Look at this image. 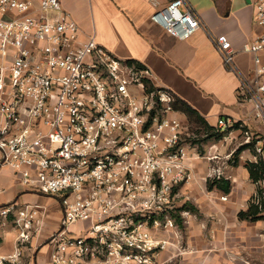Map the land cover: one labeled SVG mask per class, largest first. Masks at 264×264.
<instances>
[{"label":"built area","instance_id":"obj_1","mask_svg":"<svg viewBox=\"0 0 264 264\" xmlns=\"http://www.w3.org/2000/svg\"><path fill=\"white\" fill-rule=\"evenodd\" d=\"M252 6L263 33L242 47L255 69L239 94L264 121V0ZM150 21L181 41L206 29L187 0H169ZM81 36L59 0H0L2 162L24 188L61 207L47 241L51 264H157L168 244L145 228L143 211L149 200L161 206L174 200L175 190L193 179L189 161L200 159L199 151L182 144L173 93L155 88L148 69L117 59L93 35ZM212 42L233 70L228 37ZM216 129L231 134L243 125L220 119ZM255 151L264 159L262 146ZM212 174L220 178L218 170ZM12 211L0 208V218ZM36 217L35 207L18 211L14 250L0 264H21ZM173 223L168 218L166 226Z\"/></svg>","mask_w":264,"mask_h":264},{"label":"crops","instance_id":"obj_2","mask_svg":"<svg viewBox=\"0 0 264 264\" xmlns=\"http://www.w3.org/2000/svg\"><path fill=\"white\" fill-rule=\"evenodd\" d=\"M59 1L79 25L81 40L93 35L117 59L140 63L150 71L155 88L169 90L209 126L216 129L220 119L243 125L245 136L235 130L227 138L232 141L233 135L241 137L237 162L227 160L234 151L229 153V142L222 141L213 146L208 144L205 156L216 157L213 164L200 159L189 161L195 181L190 180L176 189V197L183 196L184 200H175V203L177 210L190 206L192 211H181L187 223L183 230L160 233V238L171 242L159 255L160 263L169 264L174 260L178 248L176 237L180 235L187 252L181 264H264V212L255 221L238 219L239 212L248 210L258 190H264L263 182L253 183L245 168L247 163H255L259 158L254 147L264 148V121L256 117L253 104L239 94L241 80H252L255 69L253 56L244 53L242 47L263 33L253 22V0H187L206 29L184 41L171 37L150 21L154 11L166 6L169 0H154L156 7L151 0ZM218 35L227 36L231 42L233 70L223 65L213 46L212 37ZM174 117L185 118L176 111ZM248 134L260 135L254 146L248 144ZM214 170L230 182V193L206 190V181ZM201 187L205 192L203 198L198 192ZM41 196L20 184L12 168L3 164L0 154V208H13L6 219L0 218L11 227L7 237L0 234L6 237L0 243L1 253L9 255L14 250L19 233L15 226L18 211L25 206L35 207L37 211L31 240L22 250L21 264H51L50 247L46 254L47 241L57 231L62 211L55 199L44 202ZM213 196L226 200H208Z\"/></svg>","mask_w":264,"mask_h":264},{"label":"rangeland","instance_id":"obj_3","mask_svg":"<svg viewBox=\"0 0 264 264\" xmlns=\"http://www.w3.org/2000/svg\"><path fill=\"white\" fill-rule=\"evenodd\" d=\"M180 122L183 125V131H182V144L184 145H192L195 146L196 148H198L199 151V155H200V160H203L205 162H207L208 164H213V162L217 161V160H213V161H207L208 158L207 156H205L206 151L209 149L208 144L211 143V145L213 146L214 144L219 143L220 141L225 142L224 144H227L229 142L230 146H229V153L231 151H234L232 154H230L227 158L228 161L232 162V161H236L237 162V158H236V153L238 148H240V144H241V137L239 135H233L231 137L232 141H227V138L231 135L230 133H221L220 131L216 130V133L221 134L220 140H205V135L203 130L201 129V131H198V125L196 124H192V122H188L186 118L183 119H179ZM242 131V135L245 136V131L244 129L241 130ZM260 135H256L254 134L253 136H250L248 134V144H250L251 146L257 142V140L259 139ZM261 139V138H260ZM223 144V143H220ZM255 145V144H254ZM253 145V146H254ZM258 145H256L254 147V150L256 149ZM216 150V147H214L213 151ZM256 152V151H255ZM206 159V160H204ZM216 177H211L208 180H212ZM222 178V177H220ZM219 179V178H218ZM207 180V181H208ZM192 183L195 181L194 179H191ZM190 181V182H191ZM206 181V183H207ZM207 190V189H206ZM176 192V190H175ZM201 194V198H203V195L205 194L204 192V188H200L198 191ZM205 197V196H204ZM41 200H43L44 202H46L47 200L51 202V200L53 201L54 198L46 196V195H42L41 196ZM205 200L206 197L204 198ZM175 200H184V197H174V200H170L169 204L166 206H161L158 204L157 200H149V205L147 210L143 211V215H145V217H143V225L145 226L146 229H148L150 231V234L156 238L157 240H162V241H166L167 242V246L166 248L163 250L165 251L168 247L171 246V242L168 240H165L163 238H160V233L161 232H165V231H171V230H183L184 226L187 224L185 219L182 217V212H178L177 211V207H176V203ZM201 200V199H200ZM208 200H221V198H215V196H213L211 199ZM59 204V203H58ZM60 206V205H59ZM158 207H161V209L159 210ZM185 211L191 210L190 206H185ZM59 213V212H58ZM177 216H179L180 218V223L178 222ZM168 218H171L173 220V228H169L166 226L167 220ZM6 222V221H5ZM5 222H2L0 220V234H3V236L6 235V237L8 236V234L11 232V227L10 225L7 224H3ZM167 227V228H166ZM5 234V235H4ZM2 236V235H1ZM5 237V238H6ZM4 237H0V243H3V241L5 240ZM177 242H178V248L176 249V257H174V260H170L169 264H181L180 261L183 260V257L187 254V252L185 251V249L183 248V245L180 242V235H178V237H176ZM160 251L157 253L156 256V262L157 264H161L160 263V258L159 255L163 252ZM50 250H49V246H47L46 248V254H49ZM4 255L3 253H1L0 251V256ZM173 262V263H172ZM7 264V263H6Z\"/></svg>","mask_w":264,"mask_h":264},{"label":"trees","instance_id":"obj_4","mask_svg":"<svg viewBox=\"0 0 264 264\" xmlns=\"http://www.w3.org/2000/svg\"><path fill=\"white\" fill-rule=\"evenodd\" d=\"M137 63L140 67H143L140 63L135 61H129V63ZM173 109L176 112L181 113L188 122H192V124H196L199 127L197 128L198 131H201V129L204 132L205 140H220L221 134L216 133V130L214 127L209 126L205 120L189 105H187L182 100L178 99L174 96V101L172 103ZM236 129L239 128V124H236L234 126ZM240 152V150H238ZM236 153V156L238 154ZM245 168L248 171L249 178L253 183H261L264 182V162L262 158H258V160L255 163H247ZM207 190L212 191L214 189H217L221 191L224 194L230 193L231 185L230 182L227 180H224L223 178H214L212 180L207 181ZM264 190L259 189L257 192V196L253 198L249 203V208L247 211L239 212L238 219L240 221H255L259 218H257L260 214L264 212ZM185 206L179 210L178 212H181L185 210ZM180 218L177 216V219ZM178 222L180 223V219H178Z\"/></svg>","mask_w":264,"mask_h":264}]
</instances>
